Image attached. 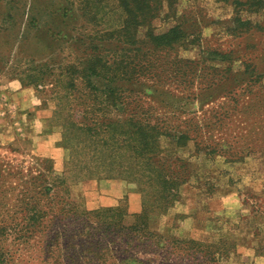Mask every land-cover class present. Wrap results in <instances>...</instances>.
I'll return each instance as SVG.
<instances>
[{"label": "rangeland", "instance_id": "rangeland-1", "mask_svg": "<svg viewBox=\"0 0 264 264\" xmlns=\"http://www.w3.org/2000/svg\"><path fill=\"white\" fill-rule=\"evenodd\" d=\"M172 4L164 2L149 24L131 26L139 38L148 31H180L176 43L150 52L156 77L118 84L143 102L141 111L150 115L145 121L176 131L187 126L186 146L168 137L160 142L163 160H186L190 172L179 200L150 214L157 243L123 234L117 241L142 245L134 253L151 264H264V0ZM82 5L0 0V264H53L54 231L81 224L67 218L62 208L68 204L77 213L121 207L129 213L121 225L128 227L142 203L154 207L157 201L147 168L130 149L96 162L64 135V111L55 98L62 68L77 62L100 31L121 27L124 17L116 0ZM32 75L43 84L32 82ZM80 116L78 111L74 120ZM118 116L111 111L93 123ZM112 180L121 184L110 187ZM120 190L125 192L116 194ZM130 196L140 204L136 212ZM34 206L43 212L39 227ZM198 243H214L219 252L208 256Z\"/></svg>", "mask_w": 264, "mask_h": 264}, {"label": "trees", "instance_id": "trees-1", "mask_svg": "<svg viewBox=\"0 0 264 264\" xmlns=\"http://www.w3.org/2000/svg\"><path fill=\"white\" fill-rule=\"evenodd\" d=\"M97 1L102 2L81 0V3L84 5L83 9H86L93 8ZM116 1L124 14L121 27L114 31H100L101 36L90 41L77 62H71L62 68L61 78L56 81L60 92H57L55 98L60 99L58 106L64 111V135L80 148V153L84 152L85 157H94L92 160L96 162L101 159L99 156H107V160L101 159L107 162L119 151L130 149L134 160H138L137 164L147 168L149 174L146 176L155 184L150 194L157 201L154 207L142 203L141 212L132 214L136 216L135 223L128 227L121 225L124 217L129 214L121 207L83 210L77 213L78 210L68 204V207L62 208L67 218H73L81 224L77 228L69 229L66 225L63 230L54 231V238L48 243L53 264H119L125 259L132 260L133 264H151V258L134 253L142 245L137 243L133 247H124L119 245L122 240L118 242V236L123 234V238L130 239L135 235L143 244L152 241L156 233L150 229V214L153 211H166L179 200L180 186L187 182L186 177L190 172L184 163L186 160L176 157L175 163L164 161L160 142L162 137H168L175 145L186 146L191 139L187 126L176 131L177 127L169 129L159 122L145 121L149 120L150 115L148 111H141L143 102L133 96L132 90L118 84L119 81L133 82L141 81L143 77H156L157 65L150 52L176 43L180 39V31L177 27L164 33L148 31L143 38H139L135 27L131 26L149 24L158 15L163 3L167 2L172 6L173 0ZM87 13L91 14V11ZM108 44L113 47L110 48ZM31 78L32 82L43 84L42 78L35 75ZM134 104L135 107L128 111ZM78 111L81 116L76 119L79 122H76L74 119ZM111 111L118 112L119 116L111 120L107 118L100 125L93 123L95 118L98 119L97 116L102 118V114ZM88 118L92 120L89 124L81 121ZM168 158L172 160V156ZM175 166L180 168L179 171ZM52 186H43V192H51ZM144 190L142 189L143 195ZM31 213L36 215L37 219L33 223L39 227L41 223L36 222L43 212L34 206ZM106 235L109 238L104 241L103 237ZM154 241L157 243L156 238ZM129 242L131 240L125 244ZM201 245L205 247L200 251L207 250L208 256L219 252L214 243H198V246ZM122 255L126 257L123 258Z\"/></svg>", "mask_w": 264, "mask_h": 264}, {"label": "crops", "instance_id": "crops-1", "mask_svg": "<svg viewBox=\"0 0 264 264\" xmlns=\"http://www.w3.org/2000/svg\"><path fill=\"white\" fill-rule=\"evenodd\" d=\"M112 182V184L110 185V187H114V186H116V184H121V181L120 180H112L111 181ZM125 190V189H124ZM124 190H120V191H118V193H116V194H119V193H123V192H125ZM132 197L130 196V208L134 211V212H136V211H138L139 210V208H140V204H138L137 203V199L134 197V199H131Z\"/></svg>", "mask_w": 264, "mask_h": 264}]
</instances>
